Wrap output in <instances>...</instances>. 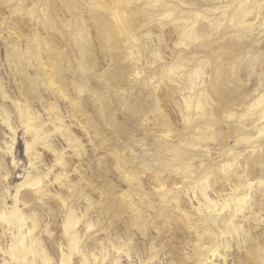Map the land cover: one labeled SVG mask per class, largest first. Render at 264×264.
<instances>
[{
    "label": "bare ground",
    "instance_id": "1",
    "mask_svg": "<svg viewBox=\"0 0 264 264\" xmlns=\"http://www.w3.org/2000/svg\"><path fill=\"white\" fill-rule=\"evenodd\" d=\"M0 52V264H264V0H0Z\"/></svg>",
    "mask_w": 264,
    "mask_h": 264
},
{
    "label": "rangeland",
    "instance_id": "2",
    "mask_svg": "<svg viewBox=\"0 0 264 264\" xmlns=\"http://www.w3.org/2000/svg\"><path fill=\"white\" fill-rule=\"evenodd\" d=\"M187 1H189V0H187ZM191 1V0H190ZM194 1V0H193ZM196 2L198 1V0H195ZM200 1V0H199ZM228 54V53H227ZM226 54V55H227ZM0 57H1V52H0ZM164 107H166V108H164ZM163 108H164V110L166 109V113H167V115H168V118H169V120H170V118H172L170 121L174 124V123H176V121H175V117H174V115H173V113L171 114V108L170 107H168V106H164L163 105ZM170 109V110H169ZM169 111V112H168ZM169 114L170 115H172L171 117L169 116ZM20 149H22V146L19 144V146L16 148V154H18L19 152H20ZM12 172H14V171H12ZM9 181H10V183H11V185L13 184V183H15L16 182V179H13V178H11V179H9Z\"/></svg>",
    "mask_w": 264,
    "mask_h": 264
}]
</instances>
